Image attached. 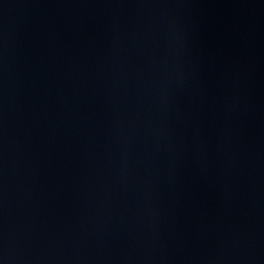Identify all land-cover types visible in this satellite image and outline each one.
Instances as JSON below:
<instances>
[{
  "label": "water",
  "instance_id": "obj_1",
  "mask_svg": "<svg viewBox=\"0 0 264 264\" xmlns=\"http://www.w3.org/2000/svg\"><path fill=\"white\" fill-rule=\"evenodd\" d=\"M0 264H264V0H215L122 114L0 220Z\"/></svg>",
  "mask_w": 264,
  "mask_h": 264
}]
</instances>
